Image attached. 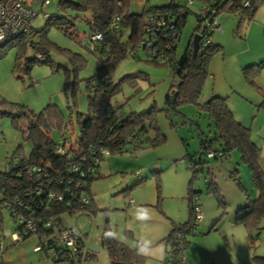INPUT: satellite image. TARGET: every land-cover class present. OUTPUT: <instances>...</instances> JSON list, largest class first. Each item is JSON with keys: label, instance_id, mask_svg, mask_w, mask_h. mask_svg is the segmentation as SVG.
<instances>
[{"label": "rangeland", "instance_id": "rangeland-1", "mask_svg": "<svg viewBox=\"0 0 264 264\" xmlns=\"http://www.w3.org/2000/svg\"><path fill=\"white\" fill-rule=\"evenodd\" d=\"M23 1L37 11L31 23L32 41L40 42L43 38L41 29L47 16L61 13L78 16L75 32L79 38L75 40L60 29L47 26L44 38L50 42L45 44L49 61H33L28 71L23 68L24 55L20 63L17 61L18 55L24 53L21 46L1 44L4 47L0 48V111L9 109L5 102L34 112L50 105L48 108L58 109L70 128V131L63 128L61 134L57 127L51 128V138L55 142H61L62 138L69 140L70 135L74 138L78 132L76 112L85 113L88 109L85 79L100 65L98 54L83 41L90 35L85 18H90L91 13L61 9L59 0H49L43 8L41 0ZM144 2L130 0L129 11L139 12ZM167 2L146 0L152 6ZM255 4L252 15L223 9L213 16L215 27L211 40L219 49L208 60L197 99L183 102L175 110L166 111L165 95L172 90L173 82L179 80L169 63H155L143 55H128L116 63L111 79L118 89L111 102L118 107L120 116L154 106L156 124L165 138L157 144L106 157L100 162L101 177L91 183L96 212L64 215V223L83 234L85 249L96 254L81 264H111L101 241L105 224L112 235L137 248L144 257L143 264H163L166 258H171L170 244L163 238L172 222L182 223L188 218L189 187L198 195L202 216L195 228L185 234L188 242L182 249L184 264H264V216L249 229L235 221L234 213L246 203V195L256 196L251 171L240 159L238 150L225 151L217 157L203 154L202 170L195 177L183 158L186 152L194 154L201 150V137L215 136L213 123L200 104L218 95L225 98L234 118L250 128L252 141L260 147V162L264 167V65L260 66L264 63V1L256 0ZM188 8L190 11L176 40V59L183 54L197 26L199 1L195 0ZM201 24L202 28L207 25L211 29L206 20ZM74 54L83 60L77 70H73ZM34 56V52L26 50L28 59ZM131 74L136 75L133 82L124 79ZM24 124L25 120L14 122L9 114L0 113V170L5 169L17 148L21 156L30 153L31 142L20 129ZM137 171L142 182L135 186ZM211 180L219 195L209 188ZM1 196L0 192V199ZM16 225L2 206L0 264H65L53 262L42 249H35L38 243L35 234L13 244L11 234Z\"/></svg>", "mask_w": 264, "mask_h": 264}, {"label": "trees", "instance_id": "trees-1", "mask_svg": "<svg viewBox=\"0 0 264 264\" xmlns=\"http://www.w3.org/2000/svg\"><path fill=\"white\" fill-rule=\"evenodd\" d=\"M44 1L40 2L42 8L49 2V0L46 3ZM129 1H58L61 9L71 8L91 13L90 18H85L90 35L83 41L100 58L97 71L85 79L88 89V109L85 113L76 112L78 132L74 138L70 135L69 140L62 138L61 142H55L51 138V128L57 127L60 134L63 128L69 131L70 128L64 123L58 109L48 108L50 105L40 112H34L22 106H15V103L5 102V104L8 103L6 105L10 110L0 111L2 114H9L14 122L24 118L26 124L24 127L21 125L20 129L24 137L31 142V151L28 155L21 156L17 148L11 154L5 169L0 170V192L2 194L0 212L1 207H4L6 203L8 206L6 209L13 221L17 223L15 230L21 232L22 239L35 232L36 236L41 239L39 240L42 243L41 249L53 262L81 264L83 260L96 256L94 252L85 249L83 234L76 230L73 233L76 237L75 248L57 244L54 237L57 233L64 231L68 225L63 221L64 215L96 212L91 183L101 177L100 162L111 154L134 151L148 144H157L165 138L156 124L154 106L147 110H134L120 116L118 107L111 102V97L118 89V84H114L111 79L116 63L128 55L137 57L143 55L155 63L160 61L169 63L179 80L173 82L172 90L165 95L166 111L167 109L175 110L179 104L197 99L202 81L207 74L208 60L212 52L219 49L218 44H213L211 40L213 29H209L207 25L202 28L199 22L200 12H198L194 33L201 34L199 47L193 55L191 37L183 54L176 59L174 54L176 40L190 11L188 6L191 4H188L187 0H168L165 5L152 6L147 5L145 0L139 12H131L128 9ZM197 1H199L200 9L201 5L206 6L208 17H213L223 9L248 15H252L256 9L253 0L250 7H244L243 0ZM154 13L158 16L163 15L164 23L158 28L155 27L151 33V29L145 30L144 20L149 14ZM36 15L37 11L34 17ZM58 15L47 16L46 25L41 29L42 31L40 30L41 33L43 32L40 42L31 40L34 34L31 20L26 31L19 33L4 44L6 46L16 43L21 46V52L24 53L18 55L17 61L20 63L19 59L21 60L24 55L23 61L25 62L21 63L25 71L29 70L33 61H49L46 46L50 42L44 38L47 26H54L78 40L79 36L75 32V19L78 16L71 17L63 13ZM94 33H100L101 38L91 39ZM145 35L155 41L154 44L163 51L162 59L151 58L142 48H138V42ZM174 35L177 37L174 38ZM207 38L209 41L204 44ZM27 49L35 53L32 59L26 57ZM71 59L75 65L73 70L83 65V60L79 59V55L74 54ZM135 77V74H131L125 76L124 79L133 82L132 79ZM1 103L4 102L1 101ZM200 107L205 110L212 121L215 136L211 139L201 137V150L194 154L186 152L183 158L188 162L195 177V173L202 170L201 156L205 154L209 157L206 155L208 148H212L214 152L210 157L222 156L225 151L232 149L238 150L240 159L248 165L251 171L252 185L257 192L255 198L246 195V203L239 206L234 213L235 221L243 223L249 229L261 216H264V169L260 163V147L252 141L250 128L234 118L225 98L212 95L203 101ZM62 136L64 137V134ZM30 167L34 169L29 172ZM136 176L137 181L142 180V177ZM231 176L237 178L234 174ZM209 188L219 195L218 188L212 180ZM49 193L60 194L61 198L54 199L49 196ZM187 195L188 218L182 223L172 222V226L163 238L166 243L170 244L168 253L171 256V258H166L163 264H184L182 249L188 242L185 234L191 231V228L194 229L197 223L194 220L192 196L198 195L192 187H189ZM14 211L16 213H13ZM17 215L24 217L25 222L30 219L33 226L28 228L24 223H19L16 220ZM50 218L52 219L50 226H43L42 221ZM44 241L46 243L43 244ZM101 241L111 264H143L144 257L137 251V248H132L112 235L107 224L102 232ZM51 250L52 253H50Z\"/></svg>", "mask_w": 264, "mask_h": 264}, {"label": "built area", "instance_id": "built-area-1", "mask_svg": "<svg viewBox=\"0 0 264 264\" xmlns=\"http://www.w3.org/2000/svg\"><path fill=\"white\" fill-rule=\"evenodd\" d=\"M256 0H253L255 3ZM264 1V0H261ZM45 3L47 0L44 1ZM194 1L193 0H187L188 4H192ZM242 5L244 7H250L252 6V0H243ZM200 18L199 22H203L204 20L207 21L208 25L214 29L215 24H213L212 19L209 20L208 17V12L207 8L205 5H201L200 9ZM35 15V11L32 10L28 5H26L22 0H0V45L6 43L7 41L11 40L14 38L16 35H18L21 32H24L27 30L28 26L30 25V22L32 18ZM164 16H158V14H149L147 17H145V30L149 31L151 29V33H153L155 27L158 28L161 26L163 22ZM177 35H174V38H176ZM91 39H100L101 35L100 33H94L90 37ZM209 39L204 40V44L208 43ZM155 41H153L151 38H149L147 35H145L139 42H138V48H142L144 52L146 53L147 56L155 59H162L163 51L160 50V47L154 44ZM213 150L212 148H208L206 150V155L207 156H212L213 155ZM34 167H30L29 172L32 171ZM0 186H1V181H0ZM49 196L54 198V199H60L61 195L60 194H54V193H49ZM193 214H194V220L195 222L198 221L199 218H201V207L199 203L197 202V196L193 195ZM84 200H86L84 198ZM130 203V202H129ZM4 207L7 208V204H4ZM13 213H16L15 211ZM17 221L19 223H24V225L28 228L32 227V223H30V219L25 222L24 217L17 215ZM51 218L50 219H45L42 221L43 226H50L51 224ZM32 222V221H31ZM32 225V226H31ZM32 230H35L32 228ZM74 228L67 225L64 231H61L57 233L54 237V240L57 244H65L68 245L72 248H75V242H76V237L73 236L74 233ZM32 234H35L33 232ZM31 234V235H32ZM11 238L13 240V244L18 243L19 241H22V235L19 230H15L11 234ZM41 240L38 238V243L35 246V249H41L42 243L39 241ZM46 243L45 241L43 244ZM52 253V250L50 251Z\"/></svg>", "mask_w": 264, "mask_h": 264}, {"label": "water", "instance_id": "water-1", "mask_svg": "<svg viewBox=\"0 0 264 264\" xmlns=\"http://www.w3.org/2000/svg\"><path fill=\"white\" fill-rule=\"evenodd\" d=\"M211 18H209V20H211ZM201 38V34L198 32L193 33L192 39H191V47H192V54L194 55L195 52L197 51L198 47H199V41Z\"/></svg>", "mask_w": 264, "mask_h": 264}, {"label": "crops", "instance_id": "crops-1", "mask_svg": "<svg viewBox=\"0 0 264 264\" xmlns=\"http://www.w3.org/2000/svg\"><path fill=\"white\" fill-rule=\"evenodd\" d=\"M25 3V2H24ZM27 4V3H26ZM21 120H24V118H21ZM261 163V162H260ZM261 167H262V164H261ZM262 169H264V167H262ZM135 175H139V172L137 171L136 173H135ZM141 178V177H140ZM142 182V180L141 181H136L135 183H134V185L136 186V185H138V184H140ZM256 192V191H255ZM256 194H257V192H256Z\"/></svg>", "mask_w": 264, "mask_h": 264}, {"label": "clouds", "instance_id": "clouds-1", "mask_svg": "<svg viewBox=\"0 0 264 264\" xmlns=\"http://www.w3.org/2000/svg\"><path fill=\"white\" fill-rule=\"evenodd\" d=\"M24 2V1H23ZM212 19H213V17H212ZM145 214H146V210H145Z\"/></svg>", "mask_w": 264, "mask_h": 264}]
</instances>
